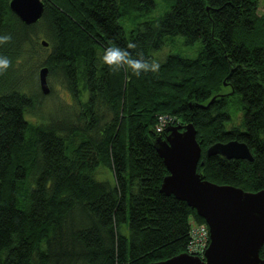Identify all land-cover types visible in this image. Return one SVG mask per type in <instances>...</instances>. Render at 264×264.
<instances>
[{
  "label": "trees",
  "instance_id": "16d2710c",
  "mask_svg": "<svg viewBox=\"0 0 264 264\" xmlns=\"http://www.w3.org/2000/svg\"><path fill=\"white\" fill-rule=\"evenodd\" d=\"M42 1V19L28 26L11 0H0V36H11L0 44L11 61L0 73V264H154L186 253L190 220L205 221L161 192L169 175L155 146L169 136L170 126L157 131L163 115L195 126L205 180L264 190L258 0H171L162 18L129 33L121 21L154 9L155 0ZM179 36L202 49L196 58L168 55L158 73L137 77L100 64L110 44L134 43L133 57L151 60ZM43 67L69 91L71 118L41 114ZM234 106L242 122L228 129ZM233 140L250 148L253 162L207 156ZM100 168L114 187L96 179Z\"/></svg>",
  "mask_w": 264,
  "mask_h": 264
},
{
  "label": "water",
  "instance_id": "95a60500",
  "mask_svg": "<svg viewBox=\"0 0 264 264\" xmlns=\"http://www.w3.org/2000/svg\"><path fill=\"white\" fill-rule=\"evenodd\" d=\"M10 8L28 26L43 17L42 0H11ZM41 45L49 43L42 40ZM49 68L39 71L41 92L49 95ZM169 136L159 138L155 146L169 175L161 185V192L175 196L196 210L210 230L211 243L206 259L187 253L154 264H264L260 252L264 247V190L246 192L230 185H218L198 174L202 157L201 143L193 124L170 126ZM220 155L229 160L254 161L250 148L239 140L216 143L207 156Z\"/></svg>",
  "mask_w": 264,
  "mask_h": 264
},
{
  "label": "rangeland",
  "instance_id": "374dc122",
  "mask_svg": "<svg viewBox=\"0 0 264 264\" xmlns=\"http://www.w3.org/2000/svg\"><path fill=\"white\" fill-rule=\"evenodd\" d=\"M259 1L258 13L264 15V0ZM156 7L148 12L138 13L127 20L121 21L122 26L129 33L131 29H136L137 26L142 25L148 21L162 18L171 10V0H155ZM45 40V39H42ZM41 38L39 42L41 41ZM171 40L162 50L154 52L152 54L153 59L160 63H163L168 55L180 54L187 58H196L199 51L202 49V42H197L193 45L186 44L184 37L179 36L175 38H169ZM48 48V47H45ZM50 93L49 95L42 94V112L47 121H50V117H54L57 121H64V117L71 118L73 112L68 106L72 105V100L69 91L66 87H63L61 82L57 79H49ZM65 108H68L65 110ZM238 106L232 107V122L228 124L227 128L236 126L242 122L243 113L238 111ZM236 115V116H235ZM32 118V117H31ZM175 126V125H174ZM101 173L96 175V179L101 182H105L114 187L115 182L111 171L107 168H100ZM128 232V231H127Z\"/></svg>",
  "mask_w": 264,
  "mask_h": 264
},
{
  "label": "clouds",
  "instance_id": "9594fccd",
  "mask_svg": "<svg viewBox=\"0 0 264 264\" xmlns=\"http://www.w3.org/2000/svg\"><path fill=\"white\" fill-rule=\"evenodd\" d=\"M11 40L10 35L0 36V44L7 43ZM134 43H128L127 48H121L114 44H110L103 50L99 57L100 64L107 66L111 72H118L123 69L125 72L130 71L131 74L139 77L141 73H158L160 65L155 59H145L142 52L136 53L134 58L128 49H135ZM11 66V61L7 57H0V73L6 71Z\"/></svg>",
  "mask_w": 264,
  "mask_h": 264
},
{
  "label": "built area",
  "instance_id": "2783aa9c",
  "mask_svg": "<svg viewBox=\"0 0 264 264\" xmlns=\"http://www.w3.org/2000/svg\"><path fill=\"white\" fill-rule=\"evenodd\" d=\"M176 121L177 118L174 116H160L157 131L162 132L165 127L173 126ZM189 238L190 241L186 253L205 260L206 252L211 243L210 230L208 225L206 223H199L194 219L190 220Z\"/></svg>",
  "mask_w": 264,
  "mask_h": 264
}]
</instances>
